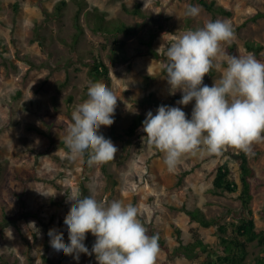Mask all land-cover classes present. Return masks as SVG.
<instances>
[{"label": "rangeland", "instance_id": "rangeland-1", "mask_svg": "<svg viewBox=\"0 0 264 264\" xmlns=\"http://www.w3.org/2000/svg\"><path fill=\"white\" fill-rule=\"evenodd\" d=\"M63 1L67 4L59 10ZM85 1L80 18L84 31L79 33L75 18L79 6L74 0H0V264H58L64 253L51 247L48 232L57 229L69 243L64 224L71 207L68 197L85 196L83 185L98 201L136 206L148 234L160 235L174 250L179 247L174 223L185 240L199 234L217 245L219 225L204 228L181 208H201L231 232L244 214L242 203L238 194L212 193L210 172L217 164L227 163L231 178L239 183L243 151L226 147L220 154L204 150L185 154L176 169L169 171L164 154L147 146L143 131L136 138L119 139L112 132L126 130L138 115L155 114L161 105L180 107L190 119L195 101L187 106L178 104L182 93L171 94L164 79L162 61L167 45L181 32L219 19L230 22L235 32V39L221 44L223 52L229 55L236 44L238 56L251 53L256 57L246 44L264 45V18L240 30L236 27L249 16L264 12V0H215L233 11L230 17L215 15L196 0ZM124 5L131 10L140 7L141 14L127 13ZM189 5L198 7L199 15L186 16ZM94 8L110 22L132 27L131 32L114 36L96 33L95 22L86 15ZM94 57L109 68V78L98 82H104L118 98L114 123L101 126L99 134L110 139L118 151L110 161L89 165L87 155L70 156L64 138L75 105L88 98L89 82H95L90 73ZM214 63L221 66L205 75L203 84L208 86L221 78L226 67L219 58ZM147 75L156 79L144 89ZM125 92L139 104L123 101ZM175 96L178 98L173 101ZM251 149L247 156L254 172L253 209L256 225L263 229L264 139L253 143ZM40 218L50 223L47 233ZM95 239L90 232L86 234L84 244L89 251ZM249 246L248 261H252L262 247L257 242ZM206 258V253H200L193 258L176 256L170 262L159 248L155 264H204ZM62 264L98 262L94 254L81 253L78 261L66 255Z\"/></svg>", "mask_w": 264, "mask_h": 264}, {"label": "clouds", "instance_id": "clouds-1", "mask_svg": "<svg viewBox=\"0 0 264 264\" xmlns=\"http://www.w3.org/2000/svg\"><path fill=\"white\" fill-rule=\"evenodd\" d=\"M199 13L198 7L189 5L185 15ZM233 39L231 23L217 19L181 32L166 47L162 69L170 93H182L180 105L195 101L190 119L180 107L161 105L155 114L148 111L142 122V138L149 148L164 154L169 171L176 169L185 154L201 150L220 154L231 147L249 155L251 145L264 139V62L251 53L225 54L221 44ZM218 58L226 64L221 78L212 86L203 84L205 75L221 66L214 63ZM87 97L75 105L64 143L72 158L87 155V163L93 165L112 160L118 151L99 134L101 126L114 123L118 98L104 82L91 81ZM68 201L71 207L64 224L69 243L57 229L48 232L56 252L77 261L81 253L94 254L98 264H155L159 237L148 234L136 206L79 193ZM89 232L96 238L91 251L84 244Z\"/></svg>", "mask_w": 264, "mask_h": 264}, {"label": "trees", "instance_id": "trees-1", "mask_svg": "<svg viewBox=\"0 0 264 264\" xmlns=\"http://www.w3.org/2000/svg\"><path fill=\"white\" fill-rule=\"evenodd\" d=\"M74 1L79 6L75 18L78 31L81 33L84 31V28L80 23L81 12L86 7L87 2L85 0ZM196 1L200 3L207 11L215 15L220 14L228 17L233 15L232 10L222 5H217L215 0ZM66 4V1L60 2L58 9L62 10ZM123 8L127 13H133L135 15L141 14L140 7H136L134 10H131L126 5H124ZM86 15L95 22L94 31L96 33L114 36L120 33L129 34L132 30V27L125 23L110 22L107 20L105 14L101 13L96 8L87 10ZM261 18H264V12L255 13L249 16L243 23L238 25L236 29L240 30L249 22H255ZM77 40L78 36H76V41ZM246 49L247 51L254 53L259 60L264 61V45L249 41L246 44ZM229 55L238 56L236 44H233L230 47ZM91 64L92 66L90 73L95 82L109 78V68L102 60L94 57L91 61ZM145 78L146 81L143 84V88L148 89L156 77L147 75ZM177 98L178 96H175L173 101H175ZM123 101H126L131 105L139 104L138 101L129 98L127 92H125L123 95ZM144 119V115H138L126 130L113 131V136L117 139L138 137L142 131V122ZM240 159L241 181H239V183L235 182L231 178V167L227 163L217 164L210 172L211 177H213V188L211 189L212 193L216 195L235 193L238 194L237 197L242 203L244 214L237 218L238 222L234 224L231 232H229L228 226L220 225L218 220L213 219V217L208 218L201 208L191 209L188 208L187 205H184L181 210L188 215L191 221L197 222L204 228H213V226L219 225V242L215 246L211 245L210 243L206 242L205 239L199 234H194L193 237L187 241L184 238L182 229L174 223L172 224L173 233L175 239L179 243V247L177 249H172L165 239H163L160 235L158 236L159 248L167 253V260L171 262L175 260L176 256L193 258L200 253H206L207 258L205 259L204 264H264V228L260 229L257 227L255 211L253 209L254 196L252 194L251 178L253 177L254 172L249 164V158L244 152L241 153ZM83 191L85 196L90 195L85 185H83ZM40 220L45 226L47 233V227L49 228L50 223L44 222L42 218H40ZM53 221L54 219L50 220V222ZM38 235L39 234L35 231L34 237L36 239ZM64 242L68 243L65 239ZM254 242H257L258 245L262 247V250L257 258L253 259L252 261H248L250 255L249 244ZM65 257L66 255L64 254L63 258L58 264H62V261L65 259Z\"/></svg>", "mask_w": 264, "mask_h": 264}]
</instances>
